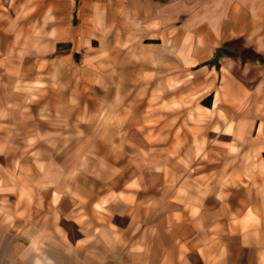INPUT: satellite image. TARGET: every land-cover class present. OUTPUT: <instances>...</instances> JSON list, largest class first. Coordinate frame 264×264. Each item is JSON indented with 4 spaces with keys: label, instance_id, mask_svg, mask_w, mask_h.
I'll use <instances>...</instances> for the list:
<instances>
[{
    "label": "crops",
    "instance_id": "obj_1",
    "mask_svg": "<svg viewBox=\"0 0 264 264\" xmlns=\"http://www.w3.org/2000/svg\"><path fill=\"white\" fill-rule=\"evenodd\" d=\"M1 4L0 49L24 58L35 35L31 0ZM189 5L190 52H203L200 61L233 41L253 53L195 72L209 73L197 85L218 81L212 107H202L217 95L233 118L221 132L233 144L208 146L205 159L179 144L175 111L158 114L166 119L151 143L131 139L140 129L130 119L108 124L104 138L95 120L77 121V108L69 129L52 128L67 110L19 87L23 62L1 63L0 264H264V0ZM115 132L126 136L116 142Z\"/></svg>",
    "mask_w": 264,
    "mask_h": 264
},
{
    "label": "rangeland",
    "instance_id": "obj_2",
    "mask_svg": "<svg viewBox=\"0 0 264 264\" xmlns=\"http://www.w3.org/2000/svg\"><path fill=\"white\" fill-rule=\"evenodd\" d=\"M131 1L142 4L131 6ZM139 1L31 0L27 9L34 15L35 35L28 38V56L0 49V66L9 60L23 62L19 87L32 92L33 98L67 110L68 116L52 120V128L69 129L77 108L81 109L77 121L89 125L95 120L94 125L104 126V138L111 135L106 132L108 124L119 129L122 121L130 119L140 129L130 132L131 139L151 143L160 140L155 126L166 119L158 114L175 111L180 116L179 144H195L196 153L205 159L208 146L233 144L221 135L231 131L233 118L221 114L217 95L211 110L202 107H212L209 90L217 89L218 81L214 75L206 86L197 85L209 73L195 72L204 64L217 67L225 55L252 58V50L233 41L200 61L203 52H190V0ZM1 2L5 0H0L4 12L6 5ZM140 8L147 11L144 18ZM159 11L162 21L155 20ZM191 62H197L195 67L190 68ZM2 66L0 75L5 71ZM27 76L32 81L21 84ZM96 111L98 116H91ZM124 135L115 132L113 138L120 142Z\"/></svg>",
    "mask_w": 264,
    "mask_h": 264
}]
</instances>
